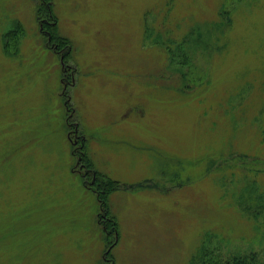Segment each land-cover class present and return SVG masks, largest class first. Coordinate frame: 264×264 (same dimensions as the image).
I'll return each instance as SVG.
<instances>
[{
	"label": "rangeland",
	"instance_id": "obj_1",
	"mask_svg": "<svg viewBox=\"0 0 264 264\" xmlns=\"http://www.w3.org/2000/svg\"><path fill=\"white\" fill-rule=\"evenodd\" d=\"M202 250L264 262V0H0V264Z\"/></svg>",
	"mask_w": 264,
	"mask_h": 264
},
{
	"label": "trees",
	"instance_id": "obj_2",
	"mask_svg": "<svg viewBox=\"0 0 264 264\" xmlns=\"http://www.w3.org/2000/svg\"><path fill=\"white\" fill-rule=\"evenodd\" d=\"M47 23V21H45ZM21 29H17L15 31V35L20 33ZM14 35V36H15ZM248 189L245 187L243 189V193L240 196L241 198H248ZM257 198H260L257 197ZM196 263L201 262V264H220V261L218 259V256L212 255L211 253H207L204 250L198 253V255L195 257ZM225 264H264L263 261L259 260L258 255L255 253H249V254H243V255H234L230 259H228Z\"/></svg>",
	"mask_w": 264,
	"mask_h": 264
}]
</instances>
